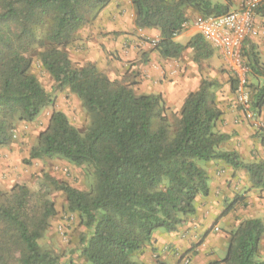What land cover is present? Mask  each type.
<instances>
[{
	"label": "trees",
	"instance_id": "16d2710c",
	"mask_svg": "<svg viewBox=\"0 0 264 264\" xmlns=\"http://www.w3.org/2000/svg\"><path fill=\"white\" fill-rule=\"evenodd\" d=\"M110 1L0 0V146L14 143L19 122L34 121L53 103L31 72L36 55L56 90H69L82 100L90 124L83 132L64 111L53 110L25 163L60 157L88 166L94 175L88 189L50 173L43 174L38 189L27 184L0 188V264L58 263L57 256L40 244L57 214L53 190L66 195L68 211L78 213L86 226L81 264H148L140 256L153 246L154 234L175 232L196 214L198 197L209 194L210 177L200 162L218 160L234 170H245L252 187L264 190V158L245 162L238 151L222 148L231 135L218 129L224 114L219 94L228 83L229 94L237 96L235 75L200 34L185 44L176 39L184 32L187 9L203 16L220 15L231 11L230 3L131 0L136 26L160 31L155 48L162 57L180 59L191 48L193 61L202 69L217 52L228 70V82L215 75L203 77L182 108L169 114L162 93H138L96 63L78 66L71 58L68 48L88 16L96 17ZM256 11L257 19L264 20V0H259ZM253 39L243 45L248 77L250 73L264 77V63ZM251 105L258 117L264 107V83L254 92ZM260 136L264 138L263 133ZM231 202L227 212L239 197ZM263 236L262 219H245L229 233L225 256L206 264H264ZM153 264L171 263L157 257Z\"/></svg>",
	"mask_w": 264,
	"mask_h": 264
},
{
	"label": "crops",
	"instance_id": "0c3cea01",
	"mask_svg": "<svg viewBox=\"0 0 264 264\" xmlns=\"http://www.w3.org/2000/svg\"><path fill=\"white\" fill-rule=\"evenodd\" d=\"M130 2L111 0L90 29L79 33L84 35L78 47L81 65L87 61L94 62L114 79L119 77L112 67L125 68L129 76L141 83L139 90L135 88L139 93H162L168 106L178 111L187 95L199 88L203 77L214 76L213 69L211 72L201 69L188 55L180 59L162 57L148 41L149 38L160 37V31L138 28L135 9ZM257 21L261 34L253 42L264 63V20L259 18ZM194 34V31L186 30L177 36V41L185 37L184 42L179 41L185 44ZM211 62L216 66L219 62L223 63V59L219 57V60ZM250 78L261 79L262 76L250 73ZM226 95L225 99H220L224 114L218 129L231 137L222 148L238 151L245 162L264 158V138L255 124L259 122L264 125V107L257 120L250 121L244 119L236 101H232V95L229 92ZM205 167L210 177V192L207 196L198 197L194 217L175 232L159 230L154 234V255L173 264L180 259L173 255L174 250L171 253L163 251L165 244H170L173 249L180 248L191 258L190 264H206L222 258L223 249H227L229 233L243 220L260 218L264 221V193L252 187L248 172L234 170L218 160L208 162ZM235 196L239 197V202L227 212V203ZM260 254L264 260V236Z\"/></svg>",
	"mask_w": 264,
	"mask_h": 264
},
{
	"label": "rangeland",
	"instance_id": "374dc122",
	"mask_svg": "<svg viewBox=\"0 0 264 264\" xmlns=\"http://www.w3.org/2000/svg\"><path fill=\"white\" fill-rule=\"evenodd\" d=\"M121 1L123 3V1L125 0H121ZM213 1L215 3H224V4L230 3V7H231L230 10L232 11L241 8L249 0H213ZM103 10H101L96 17H94L93 14L88 16L89 17L88 22L80 29V31L76 36V40L68 48L71 58L73 59L74 63L78 66H81V51L78 48L80 43L79 41L84 37V35L81 36V34L79 33H81V31L83 30L85 31L86 29H90L91 25L98 19V17L100 16ZM186 14L189 21H192L194 17L198 15L197 11H195L194 9H187ZM159 38L160 37L148 39L149 44L154 49H156L155 48L156 41L154 40L158 41ZM185 39L186 38L183 37L178 41L184 42ZM189 49L185 51L184 56L188 55L190 56V58H192L193 50L191 48ZM219 57L220 56L217 54L216 58L213 57L207 61H204L202 67L203 69H208L209 72H211L213 69L212 72L213 75H215L217 79L226 83V81L228 82L229 77L227 74L228 70L225 68L224 64L222 62L221 63L219 62L216 64V66H214L211 62L213 60H219ZM129 63H132L131 65L134 64V62H129ZM116 67L115 68L112 67V70L116 72V75L119 77L120 80H122L128 85H131L134 89L135 88H137L138 90L140 89L141 83L135 80L134 78H132V75L129 76V72L125 71L124 70L125 68L120 69ZM31 72L34 73L39 78L44 88L51 94L53 103L46 106L42 110L41 114L34 121L19 122L14 130V137H13L14 143L11 144L10 146H0V188L4 190H9L15 184H27L33 189H38L42 182L43 174L50 173L59 180L65 181L74 187H78L81 189H88L94 182V175L92 170H90V168L86 165L77 166L67 161L66 159L60 157H55L50 159L48 158L36 159L33 160L30 164L25 163V159L29 157L30 149L38 142L39 133L48 126L49 119L53 110L64 111L70 118L71 122L79 130L83 132L87 129V127L90 124V116L87 110L85 109L82 100L76 94L70 92L69 90H64V91L56 90L55 82L53 78L43 68L40 60L36 55H33ZM263 83H264V77H262L261 79L250 78V74H249L248 89L250 92L251 101H253L254 92L258 87H261ZM223 89L224 90L221 91L219 94L220 99L222 98L225 99V97L227 96L226 93L229 92L230 90L228 83H226ZM138 90L136 91L138 92ZM232 101H236V105H238L236 95L232 96ZM169 112H170L169 114H171V112H178V111H175L173 108L170 107ZM200 164L202 166L206 165L204 164V162H200ZM262 191L264 193V190H260V192ZM261 197L263 196L261 195ZM51 198L55 202L57 214L51 218L50 226L45 232L43 238L40 240V244L43 247V249L49 250L52 254L57 256L58 258L57 264H69L71 261H75L76 263L81 264L83 258L81 256L80 246L82 243V235L87 230L86 226L81 221V218L78 213H72L68 211L66 195L62 191L53 190L51 192ZM230 203L232 202L227 203V207L230 205ZM236 203L237 202H235V204ZM234 207L235 205L233 206V208ZM193 217L194 215L190 217L188 221ZM162 250L170 253L173 252L174 250L173 255L180 259L177 260L178 262H176L179 264H183V259L184 257L187 256L186 253L183 252L180 248L178 250L173 249L172 246H170V244H165ZM226 251L227 249L226 250L223 249L222 257L225 256ZM154 253H155V247L153 244L152 247L146 249L144 254L140 256V259L148 264H153L155 259L159 257L157 255L155 256ZM260 258H261V254H260ZM167 261L173 264L170 260Z\"/></svg>",
	"mask_w": 264,
	"mask_h": 264
},
{
	"label": "built area",
	"instance_id": "2783aa9c",
	"mask_svg": "<svg viewBox=\"0 0 264 264\" xmlns=\"http://www.w3.org/2000/svg\"><path fill=\"white\" fill-rule=\"evenodd\" d=\"M259 0H249L237 10L220 15H196L192 21L183 24L184 31L192 30L200 34L224 57L228 68L237 80V103L244 117L250 121L257 120L251 108L248 89L249 67L243 57V45L246 39L260 36L257 11ZM157 41V40H154ZM258 130L264 134V125L255 122ZM191 258L184 257L183 264H190Z\"/></svg>",
	"mask_w": 264,
	"mask_h": 264
}]
</instances>
